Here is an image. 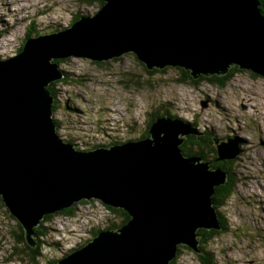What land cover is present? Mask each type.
Segmentation results:
<instances>
[{
	"label": "water",
	"instance_id": "1",
	"mask_svg": "<svg viewBox=\"0 0 264 264\" xmlns=\"http://www.w3.org/2000/svg\"><path fill=\"white\" fill-rule=\"evenodd\" d=\"M100 1L94 15L27 37L20 53L0 59V198L30 247L47 214L88 204L128 213L56 264H168L178 244L200 252L198 229H219L211 195L226 174L180 149L198 128L164 114L146 137L79 150L59 138L46 86L71 55L100 62L132 53L146 70L179 67L192 79L233 66L264 77V14L259 0ZM214 141L217 160L235 157L231 140Z\"/></svg>",
	"mask_w": 264,
	"mask_h": 264
},
{
	"label": "rangeland",
	"instance_id": "2",
	"mask_svg": "<svg viewBox=\"0 0 264 264\" xmlns=\"http://www.w3.org/2000/svg\"><path fill=\"white\" fill-rule=\"evenodd\" d=\"M97 9L96 3L78 0H0V59L17 54L30 29L53 32L66 28L74 15L93 14ZM117 58L99 62L71 55L59 64L73 73L68 82L56 83L60 106L54 116L61 123L59 138L69 136L80 149L135 140L144 134L153 113L168 109L195 121L199 129L208 128L214 143V138L231 140L237 149L239 141L240 149L229 165L235 191L216 207L211 202L213 212L220 213H214L219 229L201 228L218 231L208 245L216 264H264V77L234 70L224 86L206 80L192 86L178 82L181 73L176 67L147 74L132 53ZM89 205L95 210L90 215L100 217L86 220L83 215L56 213L40 220L37 226L42 224L45 231L43 255L33 263L25 256L28 245L13 238L20 234L19 224L0 200V264H48L46 252L61 258L70 252L61 255L64 249L78 248L79 242L96 236L93 228L106 217L107 212L93 204L81 207L90 211ZM84 226L86 230H81ZM46 239L60 246L45 244ZM197 254L186 244H178L175 264H203Z\"/></svg>",
	"mask_w": 264,
	"mask_h": 264
},
{
	"label": "trees",
	"instance_id": "3",
	"mask_svg": "<svg viewBox=\"0 0 264 264\" xmlns=\"http://www.w3.org/2000/svg\"><path fill=\"white\" fill-rule=\"evenodd\" d=\"M78 1H80L81 3H84V4L96 3L98 5V7L102 3V1H100V0H78ZM259 4H260V7H261L262 12L264 14V0H259ZM84 15H91V14H84ZM79 16H81V14L78 15V16L77 15L76 16L74 15V17H72L70 19V21L68 22V26L71 25V23L73 21H75L76 19H78ZM68 26H66V27H68ZM61 29H63V28H61ZM58 30H60V29H58ZM30 31H27L26 35L24 36V39H22V41H21L20 46L17 47V54L20 53V51L22 50V48L24 46V43H25V39L27 37H30L32 35H37V34L39 35V34H41L39 32H36V31L32 30V29H30ZM117 59L118 58H113V60H117ZM66 60L67 59H58L57 60V62H58V68L62 71V74H63V78L61 79V81H64V82H68L71 79V77L73 76V73H71L70 71L65 70L63 67H61L59 65L60 63L65 62ZM176 69L181 73V77L179 79H177L178 82H186V83L191 84L192 86L193 85H196L201 80H206V81H208L210 83L219 84L220 86H224L225 85V82L227 81V79L231 75V73L234 70H239V69H237L236 66H233L224 75H220V76H217V75H211V76L200 75L196 79H192L191 78V75L189 74V71L188 70H184V69L179 68V67H176ZM144 71L147 74H152V73L157 72L159 70L154 68L152 70H146L145 69ZM161 71H163V70H161ZM72 80H75V78L72 79ZM55 82L56 81H53V82L49 83L48 86H47L48 87L47 89L50 91V93H52V95L54 97V101H53V104H52V108H53L52 117H53V119L55 120V123H56V131H58V129L61 127V123L54 116L55 115L54 112H56V110L60 106V102H59V100H56V93L57 92L55 90L56 89ZM164 114H170L172 116H177L174 113L171 114L168 109H165L162 113H159V112L153 113L152 116H151V118L147 121L146 126H145V130H144V134L141 137L148 136L147 129H148V126L150 125V122H152L157 116L164 115ZM191 121H192L193 124L196 125L195 121H193V120H191ZM198 130H199V128H198ZM199 132H200V130H199ZM207 135H208V139H209L210 148H208L203 154H201L200 152H197L195 150H193V153H191L190 152V148H188L186 146H182V145H180V149L186 155H192L193 157L201 156V159L203 161L205 160V161H208L209 162V165H210L211 168H217V167H219L220 169H222L225 172L226 177H225L224 183L221 184V185L215 186L214 187V192L211 195V201L213 202V205L216 207L215 204H218L219 202L225 200L228 196L231 195V193H234V191H235L234 180H233L234 177L232 175V169L229 166L230 163L233 161V159L235 157H233L231 159H226V160H217L216 159V157H217V155H216V147H215V143L213 142V133H209L208 132ZM63 140L64 141H67L68 140V142H71L76 147V149H80V147L78 146V143H76L74 140L68 139V137L67 138H63ZM183 142L184 143L186 142V144L190 143L187 140H185ZM97 144H98V146H105V145H107V143H97ZM240 144L241 143L239 141H237V145H238V148L239 149H240V146H241ZM0 200H1V198H0ZM220 205H222V204H220ZM90 207H91V205H89L87 208L90 209ZM72 208L63 209L61 212L64 213V214L65 213L66 214H72L73 216H76V214H78V217H80V218L82 217V215H89V214H91L90 211H88L84 207H81V205L79 206L78 209H76V211L75 210L71 211ZM107 208H109L111 210L106 213L105 220L102 221V222H100L99 223L100 225H98L97 227H94L93 228V229H96L95 231H97V232L100 231L101 229H115V227L117 228L118 226H121L122 224H124L129 219L128 213L126 211H124L123 209H121V208H113V207L108 206V205H107ZM215 213L218 216H220V213H219L218 210H215ZM52 216H53V214H47V215L44 216V219L45 220L46 219H50ZM19 228H20V234L19 235H13V238H15V240L17 241V243H20V242H22L24 240L23 230H22L21 226H19ZM82 228L86 230L87 226H84ZM42 229H44V226L42 224H40L39 226H37V227L34 228V230H36L35 231L36 232V237H35L36 244L33 247L28 246L29 251L25 255L33 263H37L38 259L43 255V252H42V249H41V243H42L41 235L45 231H42ZM197 231L199 233L198 249L200 247L201 250H202V251L198 252V254H197L198 257H199V259H200V261L203 264H216V262L214 261V257H213L212 251H210L208 249V245L211 243V242H209L210 239L218 231L217 230H214V229L205 230V229H202V228L198 229ZM85 242H86V240H84L82 242H79L78 245L81 246ZM50 243H55L57 246H60L57 242H55L53 240H47L46 239L45 244H49L50 245ZM44 252H46V251H44ZM49 252L50 251L46 252L48 254L49 258H50V259H47L48 264H56L57 261H58V259H60V258H53ZM177 257L178 256H175L169 263L170 264H175V261H176Z\"/></svg>",
	"mask_w": 264,
	"mask_h": 264
},
{
	"label": "flooded vegetation",
	"instance_id": "4",
	"mask_svg": "<svg viewBox=\"0 0 264 264\" xmlns=\"http://www.w3.org/2000/svg\"><path fill=\"white\" fill-rule=\"evenodd\" d=\"M184 119H186V118H184ZM144 130H145V127H144ZM199 130L201 132L199 135L189 134V135H187L188 137L186 136L187 138L185 137L186 140L189 141L190 143L186 144V142L185 143L183 142L181 144L182 146H186V147L190 148L191 153H193V150H195V151L203 154L208 148H210L209 139H208L207 134H208V132L209 133H212V132L208 128L199 129ZM220 140H221V138H220ZM188 156H192V155H188ZM198 157L201 158V156H198ZM71 250H73V249H71Z\"/></svg>",
	"mask_w": 264,
	"mask_h": 264
},
{
	"label": "bare ground",
	"instance_id": "5",
	"mask_svg": "<svg viewBox=\"0 0 264 264\" xmlns=\"http://www.w3.org/2000/svg\"><path fill=\"white\" fill-rule=\"evenodd\" d=\"M94 14H95V13H94ZM94 14H91V15H94ZM73 22H74V21H73ZM73 22L71 23V25L73 24ZM71 25H69L68 27H70ZM230 68H231V67H230ZM67 99H68V98H67ZM67 99H66V100H67ZM189 121H190V120H189ZM68 137H69V136H68ZM187 137H188V136H187ZM187 137H186V138H187ZM68 139H69V138H68ZM183 139H184V138H183ZM229 139H230V138H229ZM67 141H68V140H67ZM92 141H93V140H92ZM92 143H93V142H92ZM215 214H216V213H215ZM216 215H217V214H216ZM80 229L82 230L83 228H80ZM68 249H69V248L64 249V250H63V253H62L61 255H63ZM41 255H42V254H41ZM61 255H60V256H61Z\"/></svg>",
	"mask_w": 264,
	"mask_h": 264
},
{
	"label": "built area",
	"instance_id": "6",
	"mask_svg": "<svg viewBox=\"0 0 264 264\" xmlns=\"http://www.w3.org/2000/svg\"><path fill=\"white\" fill-rule=\"evenodd\" d=\"M83 216H85V219L86 220H88V219H91L92 217H100V215H83ZM85 222H87V221H85Z\"/></svg>",
	"mask_w": 264,
	"mask_h": 264
},
{
	"label": "clouds",
	"instance_id": "7",
	"mask_svg": "<svg viewBox=\"0 0 264 264\" xmlns=\"http://www.w3.org/2000/svg\"><path fill=\"white\" fill-rule=\"evenodd\" d=\"M98 8H99V7H98ZM163 69H164V68H163ZM62 78H63V77H62ZM62 78H61V79H62ZM61 79H60V80H57V81L55 82V84L61 82ZM117 143H119V142H117ZM111 144H113V143H111ZM105 146H107V145H105ZM74 210L76 211V209H74ZM78 227H79V224H78ZM86 241H88V240H86ZM68 251H69V249H68ZM68 251H66L65 253H67Z\"/></svg>",
	"mask_w": 264,
	"mask_h": 264
}]
</instances>
